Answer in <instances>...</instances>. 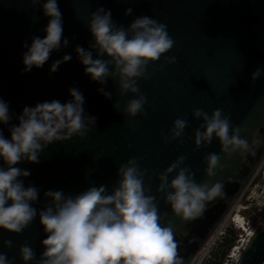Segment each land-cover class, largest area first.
I'll return each mask as SVG.
<instances>
[{"label":"water","instance_id":"1","mask_svg":"<svg viewBox=\"0 0 264 264\" xmlns=\"http://www.w3.org/2000/svg\"><path fill=\"white\" fill-rule=\"evenodd\" d=\"M46 2L40 0L33 6L31 0H0V99L8 104L11 117L8 124L0 123V131L10 139L9 129L18 126L17 118L25 107L53 100L67 103L72 99L71 88L82 92L85 115L95 116L97 121L83 138L73 136L48 144L38 163L25 159L14 165L30 172L28 177L17 178L24 187L39 190L37 201L32 203L37 216L19 234L0 228V254H6L12 264H25L20 248L27 245L35 253V259L27 264H36L45 250L41 242L47 238L39 218V212L50 203L44 193L62 191L74 197L90 187L106 186L110 194L120 179V165L135 158L145 172L144 185L150 189L146 194L154 196L158 212L166 214L161 225L171 226L179 256L189 264L264 158V0H57L63 22L61 48L53 50L42 67L24 72L25 43L31 47L33 37L46 36L44 29L51 19L43 12ZM101 7L110 10L113 22L124 28L142 16L166 24L175 42L158 61L148 63L147 78H137L146 103L143 114L135 117L123 113L135 95L121 96L118 80L109 78L105 85L93 81L75 51L81 46L97 58L96 50L89 47L95 42L89 22L91 14ZM129 8L132 12L125 16ZM65 38L67 47L63 46ZM64 55L72 59L50 72L53 62ZM173 56L175 63L165 62ZM101 58L110 59L106 54ZM257 67L262 69L261 76L253 82L251 75ZM101 87L112 94L111 99L97 91ZM114 104H119V109ZM193 109H202L209 116L221 109L232 127L242 129L240 138L249 145L258 130L261 143L252 148L254 155L245 153L242 157L237 152L226 158L215 136L210 144L202 143L197 149L195 131L203 121L193 118ZM177 118L186 119L188 126L181 137L171 139L170 130ZM210 153L219 155L223 165L213 177L205 171V157ZM181 155L185 160L180 167L190 170L196 184L223 185V194L206 202L202 215L192 220L175 214L165 202L166 193L157 191L159 175ZM0 168H7L2 158ZM177 171L169 174V183ZM5 240L12 241L10 248L4 246ZM238 264H264V226L253 236Z\"/></svg>","mask_w":264,"mask_h":264},{"label":"clouds","instance_id":"2","mask_svg":"<svg viewBox=\"0 0 264 264\" xmlns=\"http://www.w3.org/2000/svg\"><path fill=\"white\" fill-rule=\"evenodd\" d=\"M31 3L36 6L40 0H31ZM43 12L51 18L44 29L46 36L43 39L33 37L31 47L25 43L28 51L23 55L24 72L31 71L33 66L42 67L50 53L61 48L63 22L57 0H47ZM131 12V8L127 9L125 16ZM89 28L95 41L89 47L96 50L97 58H93L91 50L81 46L75 48L85 73L101 85L109 78L118 80L121 96L132 93L136 97L127 101L123 113L129 117L143 114L146 97L140 93L137 78H147L148 63L158 61L174 46L167 25L142 16L124 28L113 22L110 10L101 7L91 14ZM68 44L65 38L63 46ZM105 54L110 59L101 58ZM71 59V55H64L62 60L54 61L50 72H56L62 63ZM165 62L173 64L176 58L166 57ZM261 72L257 67L251 80L259 79ZM97 91L111 99L112 94L104 87ZM69 93L72 99L67 103L53 100L25 107L17 118L18 126L9 129L10 139L0 131V158L7 165V168H0V228L8 232L21 233L37 216L32 203L37 201L39 190L34 186L25 188L23 181L17 178L28 177L30 172L14 165L25 159L38 163L39 154L48 144L67 141L73 136L83 138L96 126L97 117L85 115L82 92L71 88ZM113 107L117 110L119 104ZM192 115L203 121L195 131L197 149L202 143L204 146L210 144L215 136L226 158L237 152L243 157L245 153L254 155L252 148L261 143L258 130L253 134L251 145L240 138L242 129L232 127L230 118L221 109L214 110L210 116L202 109H193ZM10 119L9 106L0 99V123L8 124ZM187 126L186 119H175L170 130L171 139L181 137ZM184 160L183 155L179 156L159 175L157 191L166 193L165 202L175 214L192 220L202 215L206 202L223 194V185L219 182L211 187L207 182L196 184L190 170L180 167ZM205 160L208 177L215 176V170L223 167L220 156L215 153L208 154ZM177 169L169 183V174ZM144 175L138 161L132 158L120 165V179L110 194L106 186L90 187L74 197L65 196L62 191H46L44 196L50 198V203L39 212V218L47 238L41 242L45 250L36 264H184L171 226L161 225L166 214L161 215L156 198L146 194L150 189L144 185ZM4 246L10 248L12 241L5 240ZM20 256L25 264L35 259L34 251L27 245L21 246ZM0 264H12V261L6 254H0Z\"/></svg>","mask_w":264,"mask_h":264},{"label":"built area","instance_id":"3","mask_svg":"<svg viewBox=\"0 0 264 264\" xmlns=\"http://www.w3.org/2000/svg\"><path fill=\"white\" fill-rule=\"evenodd\" d=\"M242 199L248 206L264 211V158L261 159L235 203L213 233L221 235L223 240L226 238L228 240V243L224 244V253L217 260L218 264H238L243 252L259 229L257 225L252 226L249 220H245L238 213H233L237 203ZM198 254L189 264H207L198 258Z\"/></svg>","mask_w":264,"mask_h":264},{"label":"rangeland","instance_id":"4","mask_svg":"<svg viewBox=\"0 0 264 264\" xmlns=\"http://www.w3.org/2000/svg\"><path fill=\"white\" fill-rule=\"evenodd\" d=\"M233 213H238L239 216L244 217L245 220H249L252 226L257 225L259 229L264 226V212L248 206V204L244 202V199L237 203ZM223 241L224 240L221 235H211L205 246L203 245V247L197 252V254L199 253L198 258H201L202 262L206 263L213 257L217 258L219 256L217 252L220 251L219 247Z\"/></svg>","mask_w":264,"mask_h":264},{"label":"trees","instance_id":"5","mask_svg":"<svg viewBox=\"0 0 264 264\" xmlns=\"http://www.w3.org/2000/svg\"><path fill=\"white\" fill-rule=\"evenodd\" d=\"M261 212H264V211H261ZM228 243V240H227V238H226V240H224L223 242H222V244L220 245V247H219V252H217L218 253V257L217 258H215V257H213L212 258V260L210 259L208 262H207V264H218V258L219 257H221V255L224 253V244H227Z\"/></svg>","mask_w":264,"mask_h":264}]
</instances>
